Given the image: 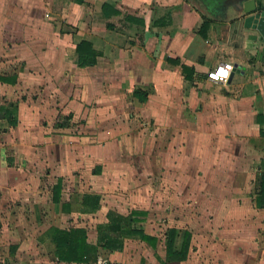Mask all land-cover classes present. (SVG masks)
Listing matches in <instances>:
<instances>
[{
	"label": "crops",
	"instance_id": "0c3cea01",
	"mask_svg": "<svg viewBox=\"0 0 264 264\" xmlns=\"http://www.w3.org/2000/svg\"><path fill=\"white\" fill-rule=\"evenodd\" d=\"M246 2L0 0V78L15 80H0V264H64L48 231L90 227L97 244L109 211L145 212L157 243L126 238L96 264H264V35ZM220 64L226 84L208 77ZM172 229L176 254L189 234L182 261Z\"/></svg>",
	"mask_w": 264,
	"mask_h": 264
},
{
	"label": "trees",
	"instance_id": "16d2710c",
	"mask_svg": "<svg viewBox=\"0 0 264 264\" xmlns=\"http://www.w3.org/2000/svg\"><path fill=\"white\" fill-rule=\"evenodd\" d=\"M80 56V64L84 66H93L97 64L99 53L93 49L90 42L83 41L77 47ZM183 70L188 69L184 66ZM4 82H15L9 78H0ZM139 95L135 92V95ZM142 97V96H141ZM71 116H69L70 118ZM62 180H59L55 186L54 201L60 203ZM80 203V211L83 214L96 213L101 207V197L93 194H84L82 197H75ZM261 200L264 205V177L261 182ZM72 203L64 204L63 210H70ZM147 214L141 211H133L124 215L115 211H109L107 222L98 227V242L92 244L89 242L88 230L84 227H71L60 229L52 227L48 235L56 246L55 255L59 263L64 264H96L102 252H111L113 250H122L126 238H139L148 242L153 247L156 246L157 238L146 234L142 229L136 228V225L145 221ZM178 236V231L172 229L169 231L168 238V260L182 261L187 256V238L179 254L174 251V243Z\"/></svg>",
	"mask_w": 264,
	"mask_h": 264
},
{
	"label": "built area",
	"instance_id": "2783aa9c",
	"mask_svg": "<svg viewBox=\"0 0 264 264\" xmlns=\"http://www.w3.org/2000/svg\"><path fill=\"white\" fill-rule=\"evenodd\" d=\"M233 69L232 64H220L214 70L208 73L210 80L216 83L226 84L231 76V71ZM105 261L100 260L99 264H104Z\"/></svg>",
	"mask_w": 264,
	"mask_h": 264
},
{
	"label": "water",
	"instance_id": "95a60500",
	"mask_svg": "<svg viewBox=\"0 0 264 264\" xmlns=\"http://www.w3.org/2000/svg\"><path fill=\"white\" fill-rule=\"evenodd\" d=\"M255 0H248L245 4V9L248 14L253 13L252 19L256 21V27L264 35V8L257 7Z\"/></svg>",
	"mask_w": 264,
	"mask_h": 264
},
{
	"label": "rangeland",
	"instance_id": "374dc122",
	"mask_svg": "<svg viewBox=\"0 0 264 264\" xmlns=\"http://www.w3.org/2000/svg\"><path fill=\"white\" fill-rule=\"evenodd\" d=\"M140 120H141V124H142L143 122H145V119H144V118H141ZM77 123H78V124H76V127H75L74 131L72 130L71 132H76V133H78L77 130L80 131V129H81V126H80L81 123H79V122H77ZM77 126H78V127H77ZM121 135H122V134H121ZM69 191L71 192L72 189L70 188ZM73 194H81V193H80V192H74ZM88 230L90 231V235H91V233H92V232H91V228L89 227Z\"/></svg>",
	"mask_w": 264,
	"mask_h": 264
}]
</instances>
